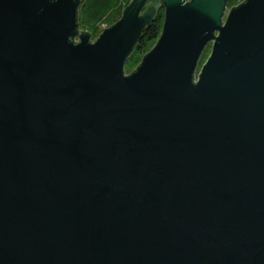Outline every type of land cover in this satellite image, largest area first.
<instances>
[{"label":"water","instance_id":"1","mask_svg":"<svg viewBox=\"0 0 264 264\" xmlns=\"http://www.w3.org/2000/svg\"><path fill=\"white\" fill-rule=\"evenodd\" d=\"M229 1L92 40L81 0H0V264H264V0Z\"/></svg>","mask_w":264,"mask_h":264},{"label":"trees","instance_id":"2","mask_svg":"<svg viewBox=\"0 0 264 264\" xmlns=\"http://www.w3.org/2000/svg\"><path fill=\"white\" fill-rule=\"evenodd\" d=\"M132 0H89L86 6V13L92 22L91 34L98 37L99 34L113 24H115L122 16L124 9ZM236 0H230L229 4H233ZM162 16V10L158 12L154 22L146 29L142 40L136 46L133 56L145 55L147 46L150 42L156 40L160 36L158 23Z\"/></svg>","mask_w":264,"mask_h":264},{"label":"rangeland","instance_id":"3","mask_svg":"<svg viewBox=\"0 0 264 264\" xmlns=\"http://www.w3.org/2000/svg\"><path fill=\"white\" fill-rule=\"evenodd\" d=\"M244 0H236L234 1L233 4H229L228 6V9L232 8V7H235V6H238L239 4H241ZM89 0H81V5L79 7V12H78V24H79V31H86L88 32L91 37H92V40H95L97 37H94L92 34H91V26L93 25L92 22L89 20L88 16H87V13H86V6L88 4ZM164 9L162 10V16H161V19H160V23H158V28L161 32L162 30V27H163V22H164ZM157 42V39L150 42L147 46V49H146V52H149L153 47L154 45L156 44ZM210 53H211V44H209L206 49L204 50L203 54H202V57L200 59V62H199V66L197 68V73L198 71L200 70L201 66H203L208 57L210 56ZM145 55H137V56H133V54L131 55V57L129 58L126 66H125V72L126 74H130L131 72H133L137 67L138 65L141 63L143 57Z\"/></svg>","mask_w":264,"mask_h":264},{"label":"built area","instance_id":"4","mask_svg":"<svg viewBox=\"0 0 264 264\" xmlns=\"http://www.w3.org/2000/svg\"><path fill=\"white\" fill-rule=\"evenodd\" d=\"M187 1H189V0H187Z\"/></svg>","mask_w":264,"mask_h":264}]
</instances>
